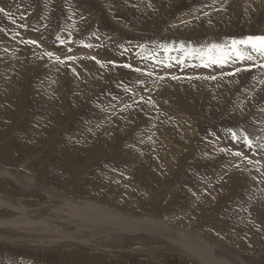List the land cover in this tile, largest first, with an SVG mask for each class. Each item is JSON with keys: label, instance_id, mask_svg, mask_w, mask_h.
I'll list each match as a JSON object with an SVG mask.
<instances>
[{"label": "rangeland", "instance_id": "obj_1", "mask_svg": "<svg viewBox=\"0 0 264 264\" xmlns=\"http://www.w3.org/2000/svg\"><path fill=\"white\" fill-rule=\"evenodd\" d=\"M0 8V264H202L162 235H72V209L45 187L76 211L92 201L146 213L264 264V59L210 62L264 36V0ZM7 200L35 210L31 221L16 222Z\"/></svg>", "mask_w": 264, "mask_h": 264}, {"label": "bare ground", "instance_id": "obj_2", "mask_svg": "<svg viewBox=\"0 0 264 264\" xmlns=\"http://www.w3.org/2000/svg\"><path fill=\"white\" fill-rule=\"evenodd\" d=\"M172 2V1H171ZM106 5V4H105ZM108 5V4H107ZM113 6V5H112ZM248 6V5H247ZM110 7V6H109ZM113 8V7H112ZM246 8V7H245ZM107 9V7L105 8ZM109 10V9H108ZM111 11V10H110ZM215 12V11H214ZM147 14V13H146ZM111 15V13H110ZM113 15V14H112ZM148 15V14H147ZM213 15V13H212ZM149 16V15H148ZM147 16V17H148ZM145 17V16H144ZM146 18V17H145ZM216 18V17H215ZM115 20V19H114ZM125 22V21H124ZM122 23V22H121ZM122 25V24H121ZM204 27L207 30H212L215 27L217 28L216 22H204L201 21V26ZM123 27V26H122ZM121 26H118V28H122ZM203 33V32H202ZM115 37V36H114ZM242 48V46H241ZM240 48V49H241ZM249 49V48H246ZM242 50V49H241ZM250 50V49H249ZM251 51V50H250ZM255 54L257 57H261L264 59V57L258 55L255 52H252ZM253 56V55H252ZM255 57V56H254ZM257 62V61H256ZM179 83V82H178ZM186 84V83H185ZM252 93V92H251ZM64 97V96H63ZM50 98V97H49ZM52 98V97H51ZM53 99V98H52ZM61 100V98H60ZM63 100V99H62ZM65 100V99H64ZM63 102V101H62ZM65 102V101H64ZM64 104V103H63ZM236 112V111H235ZM241 112V111H240ZM239 116V114H238ZM241 116V115H240ZM194 120V119H193ZM201 120V119H200ZM48 123V122H47ZM194 125L197 123L195 120L193 121ZM189 124V123H188ZM187 125V124H185ZM195 126V128H196ZM191 127V126H189ZM173 134V133H172ZM186 134V133H185ZM192 134V133H191ZM171 135V134H169ZM169 137V136H168ZM174 138V137H171ZM170 138V139H171ZM175 139V138H174ZM197 139V138H196ZM188 140V139H187ZM179 149V148H178ZM165 150V149H164ZM174 150V149H172ZM171 152H174L172 151ZM104 152V151H103ZM102 152V153H103ZM170 152V153H171ZM179 152V151H178ZM156 153H158L156 151ZM98 154V153H97ZM176 154V153H173ZM167 155V154H166ZM180 155V153H179ZM183 155V154H182ZM199 155V154H198ZM174 156V155H173ZM172 156V157H173ZM166 157V156H165ZM212 158V157H211ZM177 159V158H176ZM210 160V159H209ZM213 160V159H212ZM163 161V160H162ZM167 162V161H166ZM248 162V161H247ZM245 164V163H244ZM161 165V164H160ZM159 165V167H160ZM264 169V168H263ZM248 170V168H247ZM171 171V169H170ZM259 171V170H258ZM170 173V172H168ZM165 175H167L165 173ZM234 175V174H233ZM262 175V174H261ZM8 177L10 179H16L21 182L26 183H32L34 182L31 181L28 177V174L26 173H17L16 176H14V173L11 171L8 173ZM233 177V176H232ZM230 180V179H229ZM257 182V181H256ZM223 183V182H222ZM221 184V183H220ZM226 184V183H225ZM228 184V183H227ZM111 185V184H110ZM38 187L37 185H35ZM219 186V185H218ZM203 188V187H202ZM221 189V188H220ZM211 190V188H210ZM45 191L44 193H47L48 196L54 195L60 202L58 205H66L67 207H70L72 210H68L73 219L75 218L78 223L80 230L78 232L72 233L73 234H80L84 233L86 230H91L92 235H89L86 237V239L89 241L91 237L101 236L102 234H110L117 236V234H141V235H162L166 237V239L171 240L170 242H173L178 244L179 246L183 247L188 251L189 253L192 254V256H196L202 264H252V263H260L261 262V256H249V255H244L240 252H235L233 249H230L228 247H225L222 242L220 241H214L207 235H202L201 233L195 232L193 230H183L182 232L175 233L177 227H174L173 225L170 224H165V222L156 220L151 217L146 218V213H136V212H121L118 210L117 207H110V206H101L100 204L96 202H88V201H81V202H76L74 205H80L83 211H76L73 209V206L64 200L63 198V193L59 192L58 190H53L52 188L45 187L43 189ZM228 191V190H227ZM178 192V191H177ZM210 192V191H209ZM205 193V192H204ZM211 194V193H210ZM197 195V194H196ZM206 197V196H205ZM204 198V197H203ZM209 198V197H208ZM56 199V200H57ZM166 200V199H165ZM1 203V200H0ZM8 206H7V204ZM147 203V202H146ZM5 204L7 207H11L13 209H18L19 214L17 215L16 222L19 219H22L23 221H31L30 218L28 220H24V216L26 213H32L35 212V210H31L29 208L25 209L22 207L16 208L15 205L11 203V201H4L2 205ZM118 204V203H117ZM1 205V204H0ZM207 205V204H206ZM57 206V205H56ZM5 207V206H3ZM122 207V206H121ZM2 208V207H1ZM10 209V208H9ZM59 209V208H58ZM56 210V209H55ZM38 211V210H36ZM64 211V210H63ZM67 214V213H65ZM149 215V213L147 214ZM152 215V214H151ZM261 218V217H260ZM194 219V218H193ZM10 220V218L8 219ZM202 221V220H201ZM37 222H34V224ZM44 224V223H43ZM42 224V225H43ZM46 225L49 227L54 226L53 224L51 225V222H45ZM196 225V224H195ZM48 227V228H49ZM210 227V226H209ZM193 228V227H192ZM208 228V227H207ZM53 229H56L55 231L59 233L60 231L58 228L53 227ZM65 230V229H64ZM52 231V230H51ZM208 231V230H207ZM178 232V231H177ZM56 233V234H57ZM62 234H65L66 231H62ZM69 233V232H68ZM121 233V234H120ZM206 233V232H205ZM60 235V234H59ZM123 235V236H125ZM140 235V236H141ZM71 236V235H70ZM69 236V237H70ZM96 236V237H97ZM129 236V235H128ZM44 238V237H43ZM56 238V237H55ZM71 238V237H70ZM73 238V236H72ZM103 238V237H102ZM219 238V237H218ZM222 238V237H221ZM92 239V238H91ZM216 240V238H214ZM56 240V239H55ZM74 240V239H73ZM76 240V239H75ZM79 240V239H78ZM139 240V239H138ZM152 240V239H151ZM218 240V239H217ZM103 241V240H102ZM137 241V240H135ZM222 241V240H221ZM93 242V241H92ZM44 244V243H43ZM93 244V243H92ZM252 248V247H251ZM109 249V248H108ZM160 249V248H159ZM143 251V250H142ZM161 252V251H160ZM185 254V253H184Z\"/></svg>", "mask_w": 264, "mask_h": 264}, {"label": "snow or ice", "instance_id": "obj_3", "mask_svg": "<svg viewBox=\"0 0 264 264\" xmlns=\"http://www.w3.org/2000/svg\"><path fill=\"white\" fill-rule=\"evenodd\" d=\"M5 10L3 8H0V12H4ZM31 43H35V41H31ZM231 49L228 50V52H224L219 57H213L211 59V63H219L224 64L227 62V58L231 55L234 56L238 60H252V52L257 53L258 55L264 57V36H249L244 40H233ZM240 45H243L245 48H249L250 52H244L241 51ZM214 49L217 47L215 45L212 46ZM49 56L52 55V53H48ZM59 59V58H57ZM94 59V58H93ZM126 67H130V65H125ZM264 66V65H262ZM139 71V69H137ZM234 138H237L235 136V133L233 134ZM247 143L249 146H251L252 141L247 140ZM236 155H241V153H236Z\"/></svg>", "mask_w": 264, "mask_h": 264}]
</instances>
